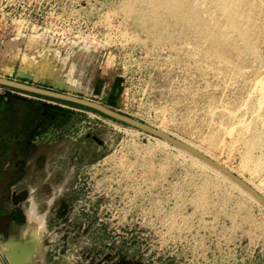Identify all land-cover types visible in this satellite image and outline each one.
Segmentation results:
<instances>
[{"label":"rangeland","instance_id":"1","mask_svg":"<svg viewBox=\"0 0 264 264\" xmlns=\"http://www.w3.org/2000/svg\"><path fill=\"white\" fill-rule=\"evenodd\" d=\"M181 1L228 46L163 0H0V77L163 128L264 195V0H231V32L223 0ZM160 140L0 85V264L40 235L32 190V264H264V207Z\"/></svg>","mask_w":264,"mask_h":264},{"label":"bare ground","instance_id":"2","mask_svg":"<svg viewBox=\"0 0 264 264\" xmlns=\"http://www.w3.org/2000/svg\"><path fill=\"white\" fill-rule=\"evenodd\" d=\"M159 1H162V0H153V1L149 0L150 4L151 5L153 4L155 6L157 5V8H159L158 7ZM163 1L169 2V4H170L169 10H170L172 16H174L176 19H179L180 21H192V22L198 23L199 32L202 34V37L204 36L206 38V40L208 39L210 44L216 45L220 49H223L225 46H228V38L226 37V34L224 32H220V33H217V34L212 33V30L209 27H207V25L205 23L203 24L201 22V19L198 18L196 12L193 11L188 6H184V4H183V2L181 0H163ZM173 1H175L176 4L172 3ZM186 3H188V0H186ZM151 5H150V7H151ZM219 16H220L219 20H221V22H223L226 25L227 32H231L233 30H237L238 29V24L236 23V19H239L241 17V15L236 11L235 6H233V3H232L231 0H223V5L220 7V11H219ZM134 19L138 21V23H137V24H139L138 27L140 25H142V20H140V19L138 20L136 18H134ZM134 19H132V20L134 21ZM137 24H136V26H137ZM184 25L186 26V23H184ZM184 30L187 33L189 32L188 28L183 29V31ZM153 35H156V36L158 35L159 38L162 37L161 34L160 35L159 34H153ZM156 130L161 132L164 135L172 137V136L168 135L163 128L159 127V128H156ZM172 138H174V137H172ZM174 139L177 140L178 142L184 144L185 146L193 149L194 151L198 152L199 154L203 155L208 160L212 161L214 164H216V165L224 168L225 170L229 171L230 173L234 174L236 177H238L245 184L250 186L255 192H257L261 197L264 198V195L261 194L260 189H258L255 185H253L250 181H248V180L244 179L243 177H241L240 174L235 173L232 169H230L227 166H225L224 164H222L220 161H218L216 158H214L211 154L196 149L193 145H191L190 143H188L186 141H183V140L177 139V138H174ZM160 141L162 143H165V144L167 142L164 139H161ZM175 147H177L180 152H183V153L186 152L185 150L181 149L178 146H175ZM191 156H193V155H191ZM192 159H194V161H196V163L199 164L201 167H203L205 169H208L211 172H213L214 174L222 177L224 180H226V182H228L230 185H232V187L235 190H237L238 192H240L243 195H245L250 201H253L255 203L258 202L250 194H248L246 191H244L240 186H238L237 184L232 182L230 179H228L224 174H222L220 171H218L214 167H212V166L208 165L207 163L201 161L200 159H198L195 156H193ZM28 221H29L28 222V229L30 228L34 232H38L39 230L37 228V225L34 222H32L30 220V218H29ZM40 236L41 235L37 236V233H36V235H33L32 241H24V242H19V243L12 242V243L8 244V246L5 249V254H6V257L8 258L9 262L11 264H32V258H31L32 257V253H33L34 249L36 250V249L39 248V241H40V238H41Z\"/></svg>","mask_w":264,"mask_h":264},{"label":"water","instance_id":"3","mask_svg":"<svg viewBox=\"0 0 264 264\" xmlns=\"http://www.w3.org/2000/svg\"><path fill=\"white\" fill-rule=\"evenodd\" d=\"M0 85L5 86V87H9V88H13V89H17L20 90L22 92H26V93H30V94H34V95H39V96H44V97H48L51 99H55V100H59V101H64V102H69L72 104H76V105H80L89 109H92L94 111H97L107 117H110L112 119H115L117 121L123 122L125 124H129L131 126L137 127L139 129H142L146 132H149L151 134H154L158 137H160L161 139L166 140L167 142L180 147L181 149L187 151L188 153L192 154L193 156L197 157L198 159H200L201 161L207 163L208 165L214 167L215 169H217L218 171H220L222 174H224L228 179H230L232 182H234L235 184H237L238 186H240L244 191H246L248 194H250L254 199H256L261 205L264 206V198L261 197L257 192H255L250 186H248L247 184H245L242 180H240L238 177H236L234 174L230 173L229 171L225 170L224 168L214 164L212 161L208 160L206 157H204L203 155L199 154L198 152L194 151L193 149L185 146L184 144L178 142L177 140L162 134L161 132L154 130L150 127H147L139 122H136L130 118H127L121 114H118L104 106H101L97 103L85 100V99H80V98H76L74 96H70V95H64V94H59L56 92H51L48 90H44V89H40V88H36L33 86H29V85H25V84H21L15 81H11L5 78L0 77Z\"/></svg>","mask_w":264,"mask_h":264},{"label":"clouds","instance_id":"4","mask_svg":"<svg viewBox=\"0 0 264 264\" xmlns=\"http://www.w3.org/2000/svg\"><path fill=\"white\" fill-rule=\"evenodd\" d=\"M26 203L28 205L26 216L37 225L40 235L43 236L48 231L47 213L40 211V201L36 197L35 190L30 192Z\"/></svg>","mask_w":264,"mask_h":264}]
</instances>
